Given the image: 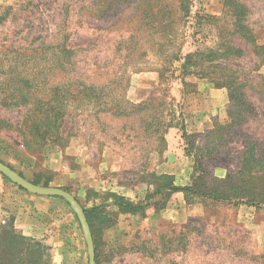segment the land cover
<instances>
[{"label": "rangeland", "instance_id": "374dc122", "mask_svg": "<svg viewBox=\"0 0 264 264\" xmlns=\"http://www.w3.org/2000/svg\"><path fill=\"white\" fill-rule=\"evenodd\" d=\"M7 13L0 22L1 163L66 191L81 207L109 194L142 202L170 184L219 197L187 201L175 193L161 210L119 213L96 233L98 264H264V165L255 161L264 158V73L258 56L244 62L241 40L225 44L238 13L257 47L264 45V0H0V16ZM60 43L71 47L67 60L55 49ZM224 44L245 54L202 61L217 66L212 80L181 77L186 55H222ZM254 53L264 59V50ZM243 75L251 85L234 80ZM224 84L228 102L211 110L203 93ZM230 94L243 99L231 106ZM4 178L0 227L10 230L13 217L16 234L48 249L43 264H88L69 205L31 202L42 196Z\"/></svg>", "mask_w": 264, "mask_h": 264}, {"label": "trees", "instance_id": "16d2710c", "mask_svg": "<svg viewBox=\"0 0 264 264\" xmlns=\"http://www.w3.org/2000/svg\"><path fill=\"white\" fill-rule=\"evenodd\" d=\"M7 10L9 11V9ZM188 13H189L188 5L181 2L179 4V17L181 19H186ZM7 15L8 13L4 15V17H2L1 15L0 22L4 21ZM243 16H244L243 14H238V13L234 14L232 18L233 19L232 23L230 25L232 27L231 32H229L230 30L226 32V34L230 33V35L228 36V39L225 40L226 41L225 44H227V42L231 39H235V38L239 39L242 41L241 47H244L247 50V55L245 54V50H243V48L238 47V46L235 47L232 45L225 46V44L224 46L220 45L221 47L220 50L223 51L222 55L221 53L219 55V52L217 49L216 50L209 49L204 52H201L198 50L184 57L183 59L184 62L179 66L181 77L194 76L199 79L209 78L208 80H212L213 77L215 78L216 72L214 71V69L217 68V66L215 65L204 66L203 65L204 63H202V61H204L205 59L215 54L221 57L223 56V58H225L224 60L228 61L230 60V57L228 54H232L230 52H234V51L235 53L233 54L235 55L233 56H237L236 58L238 59L243 54H245V57H243L244 62L248 61L251 64H253V62L250 60L251 56L252 55L256 57L258 56V58H260V61L257 63V67H260L261 65H263L264 59L262 60L261 55L255 54L254 51H255V46H256V49L264 50V45L257 47V45L255 44V37L252 35L251 31L248 30L246 23H245L246 21L243 19ZM70 48L71 47L66 46L65 43L57 44L55 47V49H59L60 53L64 57V60H67L68 58H70L69 54L72 53V50ZM207 62H212V61L207 60ZM89 65H93V64L89 63ZM198 68H205L207 70H212V71L208 73L196 72ZM253 71L254 70L252 68L248 69V72L250 73ZM234 80L236 82L245 81L249 85H251L252 81H254V79H252L249 76H245V75H243V77L242 76H238L237 78L235 77ZM258 83L262 84V87L264 88V78H259ZM90 85H91L90 89H92L93 94L96 95V97L102 98L104 96V95L103 96L100 95L101 91H99L98 88L96 87L94 88L93 83H90ZM182 86H185V83L182 82ZM213 88H216V89L224 88L228 90L226 84L222 86L213 85ZM240 95L241 94L234 95V98H232L231 94L229 95L231 106L239 102L238 100L243 99L241 98ZM237 96H238V99H237ZM233 101L234 103H232ZM8 107H16V104L12 103ZM235 126L241 127V124L236 123ZM246 152L247 150L245 151V153ZM255 158H256L255 161L260 162V164L262 162V165H264L263 157L256 155ZM9 168L12 169L11 167ZM18 175L23 177L19 173ZM4 180L10 183L8 179L4 178ZM30 183L34 185H38V183L36 182H30ZM194 186L190 185V186L181 188V187L172 186V184H170L164 188L162 187L157 188L156 190H154L153 193L149 194L144 199V201L137 202V203L131 202L130 200L124 197H121V196L109 194L106 196V199L100 204H94L90 207H82L84 215L86 217V221L89 226L91 237H92L95 264H98L99 262V254H98V250H97L96 243H95V238L97 235L96 233H100L103 227H107L110 224H112V222L114 221V219L119 213L143 214L144 211L147 208H150L151 206H153L156 210H161L164 207L165 203L169 200L171 195L175 193H182L184 195V199H186L187 201L191 199L192 196L207 197L215 202L219 200V197L216 195L202 194L200 193V191L194 192ZM18 190L25 192L21 188H18ZM50 198L62 200L61 198H58V197H50ZM12 225H13V217H10L9 219V229L10 230H6L5 229L6 227L4 226L0 227V264H43L42 263L43 261L46 262L48 249L45 246L41 245L40 243L34 242L32 240H27L21 235L16 234L14 232ZM202 233L204 234L205 232L202 231ZM189 241L191 240L189 239V237H187L185 246L190 243ZM205 242H207V240H203L202 243L205 244ZM206 245L212 246V244H210L209 242L206 243Z\"/></svg>", "mask_w": 264, "mask_h": 264}, {"label": "water", "instance_id": "95a60500", "mask_svg": "<svg viewBox=\"0 0 264 264\" xmlns=\"http://www.w3.org/2000/svg\"><path fill=\"white\" fill-rule=\"evenodd\" d=\"M0 174L6 179H8L12 184H14L18 188H21L30 194L42 196V197H58L63 199L73 211L80 225L86 245L88 264H95L93 242H92L89 226L86 221V217L84 215L82 207L71 194L59 188L34 185L29 181H27L26 179H24L23 177L19 176L15 171H13L12 169H10L1 162H0Z\"/></svg>", "mask_w": 264, "mask_h": 264}, {"label": "crops", "instance_id": "0c3cea01", "mask_svg": "<svg viewBox=\"0 0 264 264\" xmlns=\"http://www.w3.org/2000/svg\"><path fill=\"white\" fill-rule=\"evenodd\" d=\"M259 72L264 73V64L260 66ZM202 98L207 100V102L210 104L211 110L222 107L226 102H228L226 91L222 89H210L208 92L203 93ZM57 164L58 161L56 160V162H54V165H50V168L56 170L58 168ZM9 188L11 189V187ZM28 199H30L31 202L38 204H43L46 201L45 199H43V197H30ZM22 218H24V216H22Z\"/></svg>", "mask_w": 264, "mask_h": 264}]
</instances>
